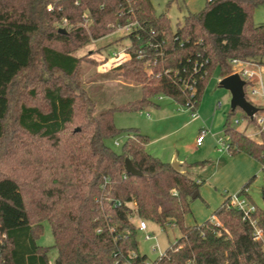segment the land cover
<instances>
[{
  "label": "trees",
  "instance_id": "1",
  "mask_svg": "<svg viewBox=\"0 0 264 264\" xmlns=\"http://www.w3.org/2000/svg\"><path fill=\"white\" fill-rule=\"evenodd\" d=\"M263 3L206 0L174 29L152 0H0V264H264L263 239L228 197L213 212L219 222L186 224L201 183L148 152L147 134L114 122L116 111L158 106L160 95L197 107L213 70L232 74L233 58L264 64V24L253 21ZM131 23L128 57L114 70L142 95L97 112L80 78L85 57L74 53ZM223 133L232 154L264 171L263 132L255 139L227 121ZM119 135L116 151L107 140ZM127 157L139 175L126 171ZM251 181L240 191L257 205ZM135 218L182 237L149 260ZM252 218L264 235V208ZM44 222L51 246L38 244Z\"/></svg>",
  "mask_w": 264,
  "mask_h": 264
},
{
  "label": "rangeland",
  "instance_id": "2",
  "mask_svg": "<svg viewBox=\"0 0 264 264\" xmlns=\"http://www.w3.org/2000/svg\"><path fill=\"white\" fill-rule=\"evenodd\" d=\"M152 2L158 14L164 13L171 18L172 27L175 29L177 23L183 21L188 12L200 11L205 6L206 0H152ZM253 17L256 25L264 24V3L255 9ZM84 25H89V22L86 21ZM61 28L69 31L71 25H62ZM127 33L129 30L126 28H119L102 38L90 40L74 53L77 57H85L80 67V78L89 96L95 101L97 112L138 99L142 95L139 83L126 79L120 71L114 70L122 60L116 65L108 63L109 59L114 58L113 52H125L130 44V39L126 37ZM245 66L259 71L264 81V64L250 62ZM232 70L234 71L233 66ZM209 78L196 107L195 112L198 117L193 116L191 109L183 108L169 95L154 98L159 106L114 113L117 127L138 128L148 135L150 142L147 150L159 152V148L164 147L166 154H177L176 163L180 160L192 161L196 164L204 163L203 170H199L200 172L197 170L190 175L196 181L201 178V191L199 189V197L193 198L190 202L191 211L185 216L188 225L201 224L211 219V214L220 205L219 200L242 190L239 189L240 185L243 187L251 178L248 192L255 203L264 208V171L260 162L243 153L229 154L219 151L217 144L218 137L224 135L227 121L230 126L244 131L248 136L260 139V132L264 130L263 123L259 121L264 117V99L255 102V98L260 96L251 95L252 85H246L248 100L258 108L252 119L241 108H232L231 91L222 85L223 77L217 66ZM236 119L239 123H235ZM178 127L181 128L175 131ZM200 133L204 134L205 139L202 147L196 144ZM164 134L165 137H160ZM125 139V135H119L108 139L107 143L114 150L120 151ZM134 220L139 224L143 219ZM145 221L147 230L138 228L137 240L140 251L146 254L149 260L161 256L171 244L182 237L180 229L176 226L170 225L164 229L153 221ZM213 221L219 222L216 218ZM38 244L45 246L53 244L52 230L48 222H44V232ZM56 255L57 250L52 249L49 255L50 261L53 262Z\"/></svg>",
  "mask_w": 264,
  "mask_h": 264
},
{
  "label": "built area",
  "instance_id": "3",
  "mask_svg": "<svg viewBox=\"0 0 264 264\" xmlns=\"http://www.w3.org/2000/svg\"><path fill=\"white\" fill-rule=\"evenodd\" d=\"M136 27L137 26L135 23H131V24H127V25L120 27V28H126V30H129V33H130ZM125 52L127 53L126 49H125ZM125 52H122V51L113 52V57L120 59L122 56L126 55ZM139 53H141V50H139ZM250 62H254V61H244V60H240L238 58H233V60L232 59L230 60V63H232L231 65L234 67L233 73H239L240 76L242 77V79H245L244 80L246 83L245 87L247 84L252 85L251 95L260 96V97H263V99H264L263 77L259 71H256L254 69H250L249 67L245 66L246 63H250ZM257 85H259V87H256ZM188 86L189 85H187L186 87H188ZM192 94H193V92H192ZM160 97H161V95H160ZM247 99H248V97H247ZM181 105L183 106V108L185 107L186 109H191L193 111V116L198 117L196 112H195L197 109H196V106L193 102L188 101L185 104H181ZM259 121L262 122L264 125V117L261 118ZM235 123H239V120L236 119ZM263 129H264V126H263ZM197 140H198L197 143L201 144L204 141V134L200 133ZM116 143L118 144V142H116ZM217 144H218V150L219 151L228 152L229 154L232 153V146H231L229 138L226 135H222V136L218 137ZM228 199H229V205L240 209L244 214L243 218L246 220H249L251 225L254 227L255 238L256 239H263V241H264V235H263L262 229L257 226L258 221H256V219L252 218V213L256 210L257 205L252 203L244 193H241V191L228 196ZM138 227L140 230L146 231L147 230L146 221L140 220Z\"/></svg>",
  "mask_w": 264,
  "mask_h": 264
},
{
  "label": "water",
  "instance_id": "4",
  "mask_svg": "<svg viewBox=\"0 0 264 264\" xmlns=\"http://www.w3.org/2000/svg\"><path fill=\"white\" fill-rule=\"evenodd\" d=\"M60 31L66 32V29L60 28ZM245 79H242L239 73H232L226 77H224L221 81L222 85L229 89L232 94V108H241L249 117L252 119L256 112H258V108L253 105L248 99L245 93ZM126 171L131 174L139 175L140 170L136 169L130 160V158L125 159ZM176 169H180L178 163H172ZM199 192L196 191L193 195V198L197 197ZM263 199H264V191H263Z\"/></svg>",
  "mask_w": 264,
  "mask_h": 264
},
{
  "label": "crops",
  "instance_id": "5",
  "mask_svg": "<svg viewBox=\"0 0 264 264\" xmlns=\"http://www.w3.org/2000/svg\"><path fill=\"white\" fill-rule=\"evenodd\" d=\"M128 57V55H125V57L124 56H122L120 59H118V58H111V59H109V61H108V63H111L112 65H116L118 62H120L121 60H124L125 58H127ZM263 99V97H260V98H255V102L256 101H258V100H262ZM158 106H159V104H158ZM256 106V105H255ZM147 115H148V117H150V115L147 113ZM181 127H178L177 129H175V131H177L178 129H180ZM237 129V128H236ZM140 130V129H139ZM239 130V129H238ZM263 132H264V130H263ZM260 135H261V132H260ZM166 136V134H164V135H162V136H160V137H165ZM250 137H252V136H250ZM198 138V137H197ZM205 140V139H204ZM204 142L205 141H203L201 144H198L197 142H196V144H197V146L198 147H202L203 145H204ZM149 145V144H148ZM148 147V146H147ZM160 150H159V152L157 151V150H153V152H151V151H149L148 150V152H150L151 154H153V155H156V156H158L159 158H161L162 160H164V161H166V162H169V163H173V162H175L176 163V161H177V154L176 153H171V154H166L165 153V151L164 150H166V148H164V147H160L159 148ZM154 151H157V152H154ZM244 154V153H243ZM169 155V156H168ZM246 156H248L247 154H245ZM169 157V158H168ZM250 157V156H249ZM252 158V157H251ZM204 162V161H203ZM178 165H179V167H180V170L183 172V173H186L188 176H190L191 174L193 175L194 173H196L195 171H197L198 170V172H200L199 170H203L204 169V167H205V165H204V163H200V162H198V164H196V163H192V161H186V162H182L181 160L178 162ZM261 167H262V165H261ZM191 177V176H190ZM243 181V180H242ZM197 182L198 183H201V178H198L197 179ZM241 184H242V182H241ZM244 186V185H243ZM242 188V186L240 185V188L239 189H241ZM200 191H201V189H200ZM200 191H199V193H200ZM247 191H248V189H247ZM228 197V196H227ZM227 197H222L220 200H219V206H221V205H223L222 203L224 202V200L227 198ZM214 216H213V213L211 214V219L212 220H214ZM137 226H139V224L137 223ZM54 259L55 258H53V262H54Z\"/></svg>",
  "mask_w": 264,
  "mask_h": 264
}]
</instances>
